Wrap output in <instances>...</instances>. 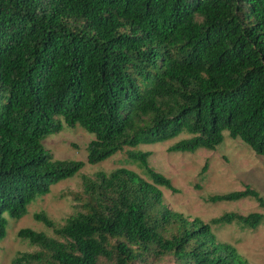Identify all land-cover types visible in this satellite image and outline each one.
I'll list each match as a JSON object with an SVG mask.
<instances>
[{
    "label": "trees",
    "instance_id": "1",
    "mask_svg": "<svg viewBox=\"0 0 264 264\" xmlns=\"http://www.w3.org/2000/svg\"><path fill=\"white\" fill-rule=\"evenodd\" d=\"M80 125L94 135L88 162L129 148L148 179L120 167L81 177L62 225L36 215L47 235L13 264H246L213 225L256 230L258 213L205 223L171 210L179 190L140 145L189 135L170 152L209 151L225 133L264 156V0H0V241L5 214L20 219L51 187L80 172L44 141ZM207 165L203 169V174ZM263 199L249 186L210 202Z\"/></svg>",
    "mask_w": 264,
    "mask_h": 264
},
{
    "label": "rangeland",
    "instance_id": "2",
    "mask_svg": "<svg viewBox=\"0 0 264 264\" xmlns=\"http://www.w3.org/2000/svg\"><path fill=\"white\" fill-rule=\"evenodd\" d=\"M188 137L183 133L165 143L140 145L131 149L135 152H151L150 167L169 178L179 190L174 193L162 188L165 204L190 220L199 218L205 223L227 213L244 216L258 213L264 216V206L254 197L235 202L209 201L212 196L243 191L246 186L255 190L264 201V156L257 154L241 139L231 138L227 132L224 142L213 151H169L172 145ZM93 139L94 135L80 125L70 127L63 122V128L44 141L46 150L55 160L81 161L85 166L74 176L53 185L50 193L32 202L24 217L17 219L5 214L7 237L0 241V264H13L19 254L37 250L18 237L20 230L32 229L54 235L53 229L37 220L36 215L45 213L56 225H62L77 205L73 201V194L80 192L83 175L94 176L98 172L109 173L125 167L149 180L138 165L129 161V148L101 163L90 164L88 147ZM206 165L207 169L201 176ZM212 231L217 241L234 247L246 264H264V219L256 230L244 229L237 224H220L213 225ZM159 264L174 262L168 258Z\"/></svg>",
    "mask_w": 264,
    "mask_h": 264
}]
</instances>
